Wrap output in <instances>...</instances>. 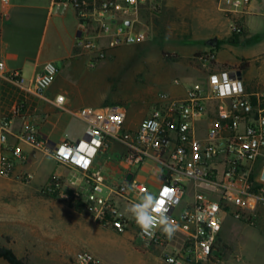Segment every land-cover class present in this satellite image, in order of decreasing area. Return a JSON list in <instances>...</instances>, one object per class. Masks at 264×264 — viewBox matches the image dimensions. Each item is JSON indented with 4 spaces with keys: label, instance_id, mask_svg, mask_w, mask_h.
I'll list each match as a JSON object with an SVG mask.
<instances>
[{
    "label": "built area",
    "instance_id": "obj_1",
    "mask_svg": "<svg viewBox=\"0 0 264 264\" xmlns=\"http://www.w3.org/2000/svg\"><path fill=\"white\" fill-rule=\"evenodd\" d=\"M10 1L0 0V5L5 9ZM222 1L232 34L241 33L238 16L248 13L251 0ZM158 7L156 0H51L50 15L73 12L78 23L76 48L95 68L111 51L148 39L141 23L143 12ZM191 65L198 74L195 81L175 83L184 94L159 92L150 115L133 130L124 129L125 105L72 111L65 107V97L57 95L52 104L85 125L82 139L57 145L41 136L28 104L32 98L44 99L42 94L55 81L56 67L47 63L28 82L19 71L1 72L18 97L0 120V176L12 177L15 167L26 165L32 154L49 156L73 171V176L64 180L55 175L41 192L82 203L92 221L122 234L134 219L126 216L117 200L132 205L144 190L150 191L146 182L136 180L132 169L156 163L160 167L154 178L159 182L156 195L174 191L173 204L169 207L165 196L163 206L169 207L175 234L182 237L178 248L163 251L164 261L219 263L225 217L248 225L264 218V91H248L241 70L219 64L214 48L195 54ZM15 120L21 121L17 131L12 127ZM112 142L117 143L114 155ZM18 178L30 184L34 174L24 170ZM188 190L189 201L184 202ZM181 203L184 207L179 209ZM138 234L145 244L158 248L164 249L168 241L159 226L150 234L138 228ZM73 258L77 264H101L88 251H78Z\"/></svg>",
    "mask_w": 264,
    "mask_h": 264
},
{
    "label": "crops",
    "instance_id": "obj_2",
    "mask_svg": "<svg viewBox=\"0 0 264 264\" xmlns=\"http://www.w3.org/2000/svg\"><path fill=\"white\" fill-rule=\"evenodd\" d=\"M156 1L163 3L164 7L161 14L153 15L149 11H144L141 19V23L148 32L149 38L153 30L160 31L161 35H165L167 40H170V42L166 41L169 47H171L170 51L181 53L182 57L186 60L192 53H203L211 48H215L214 50L216 51L219 64L228 67H238L241 70L242 80L246 89L248 91H261L257 90L259 83L253 80L250 75L251 61L243 58L241 62H237V58L234 59L232 56V50L237 45L234 46L227 42V39L232 35L230 31L231 23L226 18L228 14L224 10L227 8V5L222 0ZM251 1L252 5L247 7L248 12L250 8H257L256 3L261 0ZM50 6L51 0H11L5 9L0 5V64H3V69L0 71V74L1 72L7 74L11 71H19L25 82H28L39 73H42L47 63H52L53 65L54 63L62 64L61 69L58 70L57 80L55 79L51 88L42 94L44 99H31L32 102L37 104L35 110L38 114H33V117L38 122V129L41 136L50 145H57L64 141L74 142L81 135L84 137L85 134V125L78 119L84 126L80 132L81 134L67 137L62 136L56 139L51 134L55 127L62 126L66 129L69 125V120L61 113L57 114L55 110H60L52 103L57 95H63L65 97L66 108L67 104L78 101L77 92L64 89V86L67 84V81H75L82 73L84 70V63L82 61L85 57H82L79 50L77 48L75 49L74 46L57 59L42 57L41 48L32 57L29 55V51H27L28 45L26 44V38L27 34L32 35V32H35V30L32 27H18V25L25 26L23 24L25 22L30 24L44 22L42 32L45 33L49 21L53 17L50 15ZM24 13L26 16L23 18ZM242 23L244 33L247 37V28L244 26V20ZM175 24L179 25L177 28L180 29V34L175 37L173 35H167L170 30L168 26ZM74 30H76L77 35V28L72 26V33ZM67 32L71 33V28ZM43 37L44 34H42ZM214 37L217 38L218 42L215 47H212L208 44V41ZM148 39L132 46L137 45L139 48L152 46L154 43L147 41ZM164 43L165 41L160 38L156 40L155 45L157 48H163ZM41 44L42 40L39 47H41ZM220 48H223V51ZM243 63L247 64L244 70L241 69ZM150 68L153 71H157V73L160 70V73L154 79L162 81L164 86L162 92H166L172 96H182L184 94V89L176 85V82L195 80L198 75L193 66H188L187 61H182L180 64V62L172 63L163 59L157 62H151ZM88 74L91 78H97L99 76L103 80L106 74V68L102 66L101 62L97 67L90 68V73ZM171 84H173L172 87ZM13 88L0 76V120L3 109L7 110L10 103L18 97L15 96ZM97 89V86L89 89L83 87V90L81 89L79 93L81 95L84 93L92 98H98L99 100L95 103L98 106H87L86 103L80 102L81 106L78 109L98 108L113 103L107 102V97L104 95L105 92L102 91L99 93ZM40 106L44 110L42 113H39ZM15 122L18 123L17 127H14V125L12 127L14 131H17L20 128L21 121L15 120L13 124ZM51 159L57 168L51 176L59 175L66 176L67 178L73 176V171L58 165L53 158ZM47 205H50L55 210L54 215L50 218L54 219L56 229L53 234H50L49 240L51 242L50 250L48 249L49 253L47 254V249H45L40 264H77L73 257L78 251L90 252L100 260L101 264H167L163 259V251L170 252L175 250L180 246L182 240L181 235L174 233L171 239L168 238L164 249L158 248L147 245L142 241L138 234L139 227L133 220L130 221L129 228L125 233L118 234L115 231L112 233L110 228L98 225L83 213L71 209L64 202L52 200L47 201ZM221 240L223 242V239ZM234 259L236 262H239L241 258L238 259L235 256ZM225 262L230 263L231 261L224 260L223 264Z\"/></svg>",
    "mask_w": 264,
    "mask_h": 264
},
{
    "label": "rangeland",
    "instance_id": "obj_3",
    "mask_svg": "<svg viewBox=\"0 0 264 264\" xmlns=\"http://www.w3.org/2000/svg\"><path fill=\"white\" fill-rule=\"evenodd\" d=\"M158 3L159 7L152 12L153 15H160L162 12L163 3ZM256 4L257 8H250L247 15L238 17L242 22L244 20V26L247 28V37L243 30V35L239 37V44L232 50V56L234 59L237 58V62H241L243 58L251 61L250 75L253 80L259 83L257 90L264 91V0L258 1ZM250 5H252V1L248 7ZM25 16L26 14L24 13L22 17L24 18ZM226 18L231 23L230 16L227 15ZM23 24L25 26L18 25V27H32L35 30L32 35L27 34L26 38L27 51L32 57H34L35 52L39 48L42 50V57H50L51 59L60 58L67 50H71L72 46L76 49V30L72 33V26L78 30V23L72 11H68L63 16H53L45 33L42 32L44 22L32 24L25 22ZM178 26L176 24L168 26L170 30L168 29L169 34L167 35L175 37L180 34L181 31L177 28ZM70 28L71 33H68L67 31ZM42 34H44L43 38ZM160 38L165 41L163 48H157L155 45L156 40ZM41 40L42 44L39 47ZM242 40L243 42H241ZM147 41H151L154 44L140 48L137 45L126 46L111 52L108 58L102 62V66L106 68L103 80L99 76L97 78L89 76L88 60L84 58L82 61L84 63L82 73L75 81H67L64 86V89L77 92L78 97L77 102L74 101L72 104H67V109L77 110L81 106L80 102L86 103L87 106H98L95 104L99 100L98 98L79 93L81 89L83 90V87L89 89L97 86V92H105L104 95L107 97V102L126 106L128 114L124 129H135L144 118L150 115L157 101L158 92L164 90L162 81L154 79L160 73V70H158V73L153 71L150 68V63L163 59L172 63L180 62V64L182 61H187L188 66L192 67L191 60L195 55V53H192L186 60L181 53L170 51L171 47L167 43L170 40H167L166 36L161 35L158 30H153ZM220 50L223 51V48H220ZM54 66L58 71L61 69L62 64L54 63ZM57 77L58 72L56 80ZM194 81L185 80L183 82L184 84H189ZM172 86L173 84H171ZM14 101L10 103V106ZM28 104L30 105L29 113L31 115L38 114L35 110L37 104L31 100H28ZM55 111L57 114L61 113L64 115L69 120V125L66 129L62 126L55 127L51 132L53 138L81 134L80 132L84 127L81 122L68 112ZM42 112L44 110L40 106L39 113ZM13 125L17 127L18 123L15 122ZM82 138L83 135L75 141ZM111 145L113 148L111 153L114 155L117 143L112 142ZM24 170L34 174V179L30 184H25L18 178V175ZM55 170H57L56 164L54 165V161L49 156L32 154L26 165L15 167L12 177L3 178L0 176V244L13 248L17 256L25 258L29 264H40L45 249H47V254L50 250V234L55 232L56 225L54 219L50 218L54 215L55 210L50 205H47V201L53 200L69 204V202L58 198L56 200L51 199L41 192L42 187L51 182L54 177L51 174ZM132 170L136 174V180L140 183L146 182L150 188L149 192L156 195L159 182L155 181L154 178L159 174V165L149 162L141 167H134ZM62 177L64 180L67 179L66 176ZM189 193L190 191L188 190L184 202L189 201ZM138 201L139 198L136 199V202ZM117 204L129 219H133L127 212V209L131 206L130 204H126L123 199L117 200ZM183 207L184 203H181L179 209ZM81 213L89 217L84 211V207ZM224 225L223 242H221L223 246L221 251L222 260L215 264H223L224 260L231 261L224 264H264V218L261 217L254 225H248L245 222L235 220L231 216H226ZM110 231L114 233V230L111 229ZM235 256L238 259L241 258L239 262L235 261ZM0 264L6 263L0 260Z\"/></svg>",
    "mask_w": 264,
    "mask_h": 264
},
{
    "label": "clouds",
    "instance_id": "obj_4",
    "mask_svg": "<svg viewBox=\"0 0 264 264\" xmlns=\"http://www.w3.org/2000/svg\"><path fill=\"white\" fill-rule=\"evenodd\" d=\"M174 191L167 190L160 196L144 190L139 201L133 203L127 212L134 219L136 225L144 234H150L152 230L159 226L162 232L171 239L176 231L175 223L168 216L169 207L173 204L172 197ZM167 197L169 207H165L164 198Z\"/></svg>",
    "mask_w": 264,
    "mask_h": 264
},
{
    "label": "trees",
    "instance_id": "obj_5",
    "mask_svg": "<svg viewBox=\"0 0 264 264\" xmlns=\"http://www.w3.org/2000/svg\"><path fill=\"white\" fill-rule=\"evenodd\" d=\"M243 34V31L239 34L237 33H233L228 39L227 42L231 45H238L239 44V37ZM215 49V48H214ZM247 67L246 63H243L241 65V69L244 70ZM15 91V96H18V91L13 88V92ZM20 99H22V97H20ZM6 112L5 109H3V113L2 115ZM47 197L51 198V199H55V196H49L47 195ZM69 207L77 212H82L83 211V204L80 202H69ZM7 240H9L7 238ZM0 260L5 262L6 264H29L28 261L25 258H20L17 256V254L15 253L14 249L6 246V245H1L0 244Z\"/></svg>",
    "mask_w": 264,
    "mask_h": 264
},
{
    "label": "water",
    "instance_id": "obj_6",
    "mask_svg": "<svg viewBox=\"0 0 264 264\" xmlns=\"http://www.w3.org/2000/svg\"><path fill=\"white\" fill-rule=\"evenodd\" d=\"M127 24H129V23H127ZM217 42H218V40H217V38H212V39H210L209 41H208V44L210 45V46H212V47H215L216 45H217ZM239 75H241V73L239 72ZM131 178H132V175L131 174H129V175H127V177H126V179L129 181V180H131Z\"/></svg>",
    "mask_w": 264,
    "mask_h": 264
}]
</instances>
